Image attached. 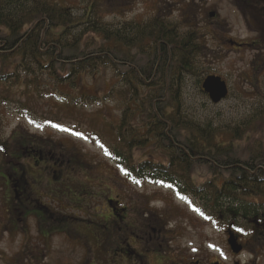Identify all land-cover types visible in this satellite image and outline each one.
I'll list each match as a JSON object with an SVG mask.
<instances>
[{"label":"rangeland","instance_id":"rangeland-1","mask_svg":"<svg viewBox=\"0 0 264 264\" xmlns=\"http://www.w3.org/2000/svg\"><path fill=\"white\" fill-rule=\"evenodd\" d=\"M30 1L11 0L1 7L0 14L23 13ZM245 1L257 2L258 15L251 18L249 9L243 16L235 0H53L70 7L71 13L79 18L94 11L90 3L95 2V10L103 22L124 35L121 28L124 24L143 23L158 15L171 22L186 17L194 19V25L208 35V48L216 54L215 58H209L206 72L227 83L228 95L214 105L200 91L202 73L184 76L180 86V120L216 130L221 142H227L235 129L239 136L249 128L244 137L264 125V121L256 120L264 117V23L261 20L264 0ZM209 14L214 16L209 18ZM255 17L259 18L254 20ZM95 18L92 15L90 21ZM83 27H78L75 33ZM229 41L249 46L238 49L230 46ZM28 62L18 70L19 77L32 71L39 74ZM6 81L0 86V145L6 144L9 150L5 154L0 149V264H130L133 260L129 258L128 261L119 257L106 259V253H98L100 246L108 245L112 250L119 242V235H112L107 241L101 229L103 214L109 215L111 209L117 214L116 208H124L134 220V234L127 235L124 241L145 255L148 264H173L171 260L177 257L186 264L194 260L203 264L214 260L221 264L235 261L244 264L251 258L248 253L231 257L227 229L208 210L211 206L213 213L216 212L207 196H194L184 191L181 184L158 180L147 173L135 177L128 172L123 158L116 157L113 126L116 128L122 117L125 95L121 92L123 84L110 71L81 76L75 87H55L53 81L45 78L37 89L26 84L11 88L12 78ZM111 89L110 97L100 100ZM89 96L99 100H83ZM260 138L263 140L264 131ZM29 146L49 153L52 162L62 163L68 170L64 173L72 184L68 196L61 199L42 194L46 198H36L58 213L55 224L40 222L34 216L22 219L13 202L9 175L18 162L29 163L20 159ZM150 154L148 148H135L132 152L136 162L151 158ZM192 178L204 180L194 175ZM106 200L115 201L114 206L113 203L105 206ZM250 202L234 201L233 207L264 214V200ZM103 208L108 211L104 213ZM149 218L163 235L160 246L155 248L141 240ZM237 229L232 228V233L241 243L245 242L251 249L258 245L253 231L246 232L248 236L244 237V231ZM261 256L259 264L264 263V253Z\"/></svg>","mask_w":264,"mask_h":264},{"label":"trees","instance_id":"trees-1","mask_svg":"<svg viewBox=\"0 0 264 264\" xmlns=\"http://www.w3.org/2000/svg\"><path fill=\"white\" fill-rule=\"evenodd\" d=\"M10 1L0 0V13ZM30 2L23 13L0 14V86L12 78L11 88L26 84L37 89L47 78L55 87H75L81 76L110 71L123 84L121 92L125 95L122 117L116 128L113 126L117 140L114 151L116 157L123 158L130 174L136 177L147 173L158 180L181 184L194 196H207L216 212L211 206L208 210L224 225L235 222L237 214L250 217L258 213L234 208L233 202L264 200V138H260L264 125L244 137L249 128L239 136L235 129L227 142H221L216 130L180 120L181 81L198 72L202 73V83L211 74L206 72L209 58L216 57L207 46L208 35L194 25V19L171 22L158 15L143 23L124 24V35L103 22L95 2L90 3L94 11L81 18L75 17L70 7L53 0ZM256 3L235 0L244 15L250 9L247 13L251 18L258 15ZM92 15L96 17L93 22ZM80 26L83 29L75 33ZM26 61L39 74L32 71L19 77L17 72ZM112 93L111 89L100 100ZM91 99L99 100L83 98ZM256 120L263 122L264 117ZM135 148L150 149L151 158L136 162L132 155ZM0 149L5 154L9 151L6 144ZM192 175L204 180L195 181ZM13 200L16 203L14 195ZM101 229L103 232V224ZM103 234L108 241L107 232ZM105 248L100 246L98 253H106ZM109 257L108 253L106 259Z\"/></svg>","mask_w":264,"mask_h":264},{"label":"flooded vegetation","instance_id":"flooded-vegetation-1","mask_svg":"<svg viewBox=\"0 0 264 264\" xmlns=\"http://www.w3.org/2000/svg\"><path fill=\"white\" fill-rule=\"evenodd\" d=\"M236 43L240 45V47L234 48L238 49H244L249 46V44H246L244 42ZM20 159H24L29 163H26L24 165L25 162H18L17 168L11 170V175H9V178L11 179L12 183L10 184L11 191L13 192L16 200L15 205L19 210L21 217H23L22 219L34 216L40 222H51L55 224V221L58 220V213H56L47 205L41 203L40 200L37 202L36 198H46L45 196H41L42 194L54 195L57 198H65L66 196H68V189L72 187V184L68 183L70 181L69 177L65 176L64 174L65 172L67 173L68 170L62 163L57 164L56 162H52V158L49 153H44L42 150L36 149L34 146L26 147L24 149V152L21 154ZM69 173H71V170ZM35 194L37 195L35 196V198H33ZM114 202L115 201L113 200H106L104 204L106 206V203H113L114 206ZM107 211L108 209L106 210L105 208H103L104 213H106ZM113 211L114 210L111 209L109 210V215L104 216L105 214H103L102 216L103 232H107L108 237L112 235L120 236L119 242H117L118 246L116 245L114 248H112V250L108 249L107 246L104 249L107 255L109 253L112 256V258L109 259L119 257L124 261H128L129 258L133 260L130 264H148L146 261L147 257L145 255L139 254L138 251L133 249L130 245H127L126 241H124L127 235L134 234V232L132 231V228H134L135 224L134 220H131L128 217L127 212L124 208H116L115 212H117V214H114ZM45 214L46 216H44ZM228 217L233 218L232 215H229ZM235 217V222H230L225 225L223 224L227 229V234L228 232H230V229L232 230V228L235 229V226H240L242 227V231H244V237L248 236L246 232L249 233V231H253L255 241L258 243V245L254 246V248L251 249L250 245H247L245 242L244 244L241 243V240L238 239L235 234L237 243L242 247V250L239 254L234 255L229 249L231 257L239 258L242 253H248L249 257L251 258L244 264H259L258 261H260V259L262 258L261 254L264 253V214L253 213L249 217L244 213H240ZM152 221L153 220L150 218L149 220L147 219L144 231L145 236H143L141 240H143L144 243L150 244L155 248L160 246V243L163 240V235L159 228L155 227ZM240 221L241 224H239ZM117 248H119L120 250H118ZM155 251L156 254H159L158 250ZM144 253L149 252L144 251ZM131 260H129V262ZM171 263L186 264L184 259L178 257L171 260ZM214 263L221 264V262L217 260L209 261L207 264ZM189 264L203 263H201L200 260H194L193 262H189ZM233 264L240 263L235 261L233 262Z\"/></svg>","mask_w":264,"mask_h":264},{"label":"water","instance_id":"water-1","mask_svg":"<svg viewBox=\"0 0 264 264\" xmlns=\"http://www.w3.org/2000/svg\"><path fill=\"white\" fill-rule=\"evenodd\" d=\"M213 16V14H209V18H212ZM228 43L232 47H240V45H237L233 41H229ZM200 88L201 91L208 97L210 102L214 105L222 102L228 95L227 84L219 76H207L202 81ZM227 244L231 252L235 255L239 254L242 250V247L237 243V238L232 232H228Z\"/></svg>","mask_w":264,"mask_h":264},{"label":"snow or ice","instance_id":"snow-or-ice-1","mask_svg":"<svg viewBox=\"0 0 264 264\" xmlns=\"http://www.w3.org/2000/svg\"><path fill=\"white\" fill-rule=\"evenodd\" d=\"M63 130L67 131V129H63ZM75 135H81V134L80 133H75ZM101 147H103V145H101ZM125 174H127V173H125ZM135 182L139 183V181H135ZM156 183H159V184L163 185V181H156ZM163 186H166V187H169V188L171 187V185H163ZM179 198L182 199V200H186V197H184V196H180ZM237 230L238 231H242V229H237Z\"/></svg>","mask_w":264,"mask_h":264}]
</instances>
